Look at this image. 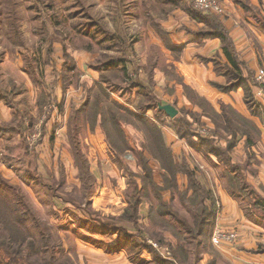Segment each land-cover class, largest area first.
<instances>
[{
    "label": "rangeland",
    "instance_id": "1",
    "mask_svg": "<svg viewBox=\"0 0 264 264\" xmlns=\"http://www.w3.org/2000/svg\"><path fill=\"white\" fill-rule=\"evenodd\" d=\"M194 1L0 0V79L3 80L0 84V121L14 124L16 108L32 117L30 122L25 123V135L26 138L30 137L29 148H36L39 153L41 172L38 179L28 184L24 182L17 172L21 168L22 159L7 160L4 157V151L9 143L15 142L14 138L0 136V176L3 178L2 184L8 183V187L3 185V188L11 199L10 202L0 200V214L7 215L8 218L9 214L12 217L17 213L25 214L26 226L31 233L23 235L22 227L14 230L9 224L7 229L1 228L0 264H157L153 254L146 251L143 243L151 245L161 252L164 259L171 261L174 260V254L172 255L169 247L175 248L181 259L179 264H207L205 260L210 257L217 264H229L217 255L219 246L213 245L210 234L207 237L201 236L198 239L201 243L197 245L183 231L176 235L173 229L163 230L155 223L156 219L150 215L147 217L144 209L139 222L141 231L132 229L130 223L123 224L127 227V233L117 235L104 230L99 223L121 225V222L115 221L129 205L126 196L131 191L127 190L126 184L130 177L125 173L126 164L132 167L130 169L136 175L143 173V166L138 157H135L137 160L127 157L128 153L131 154L130 151H126L123 159L119 160L110 145L105 143L107 139L99 125L95 126L96 129L89 127L88 131L85 128L79 136L81 153L88 161L92 174L90 180L95 184V187H88L79 169L73 164V146L68 143L64 130H61L66 127L65 122L61 124L65 120V111L68 113L84 104L88 97L87 87L96 84L109 91L119 104L135 113L142 112L151 120L155 117L156 108L146 111L147 107L143 105L149 106L151 99L153 105L158 106L168 102L165 98L170 100L172 104L169 105L176 106L178 115L174 119L167 117L166 122L177 118L187 121L195 134L214 138L215 146L226 150L230 139L222 130L225 121L214 116L224 115L227 112L226 105L220 104L216 109L197 91H193L194 95L189 93L197 105L190 102L184 91V86L187 85L183 77L177 73L173 64L167 65L161 52V47L174 51L172 53L177 58L183 45L185 48L192 36L200 41L208 40L199 38L196 34L204 28L202 23H198L197 30L192 25H187V19L191 17L185 10H196ZM220 1L225 14L228 12L226 1L235 3L233 0ZM225 14L205 13L204 17L219 18L225 23ZM74 25H81V33L74 29ZM158 26L168 32L166 39L158 31ZM173 33L178 34L176 43L179 47L173 43ZM182 41L184 43L180 44ZM171 46L173 48H169ZM178 49L180 50L177 51ZM121 57H126L131 62L126 66L128 75H125L122 65L114 69L106 67L104 70L107 71H102V67L109 64L110 60ZM201 60L204 63L208 61L206 58ZM155 69L156 75L161 70L169 83L182 85L183 92L175 90L176 85L154 91L152 83L155 82ZM252 71L251 77L243 70L246 77L242 86L243 99L249 114L263 121L264 108L258 103V99L264 96V86L257 82L255 71ZM149 72L153 73L152 81L149 79ZM223 79L227 81L225 77ZM137 81L142 84L143 89L133 85ZM219 85H224V82ZM1 86H4L2 91ZM214 89L225 92L217 87ZM254 89L257 90L255 93ZM260 91L262 95H259ZM47 94L56 101L49 105ZM183 98L191 103L194 111L181 104ZM97 101L102 105L105 98H94L90 104L91 117L97 112ZM56 102L63 104L64 113L56 106ZM14 105L15 108L11 109ZM54 107L57 109L56 117L52 119V113L42 136L41 120L46 116L45 111L50 114L49 110ZM139 107L141 110H138ZM187 112H191L189 119ZM236 113L243 119L236 117L234 124H238L240 131L255 136L257 130L252 126L255 123L238 111ZM130 122L135 123L132 120ZM215 122L220 127L219 135L222 137L213 136L216 132ZM57 123L59 127L55 129L54 125ZM134 125L140 128L138 124ZM124 132L131 144L137 143L136 147L141 145L144 136L141 132L131 126L124 127ZM222 141L226 144L223 145ZM254 141L252 139L253 143ZM128 148L132 149V146L128 145ZM233 151L230 150L228 155L231 158ZM202 152V155L195 157L196 162L204 172L214 170V176L210 173L211 178L208 173H204L209 178L204 184L213 192L211 179H219L223 187L227 183L224 176L228 175L230 166L221 163L216 157V160L210 159L206 150ZM204 158L208 160L207 166L202 162ZM137 162L141 164L139 168L135 164ZM156 179L161 182L158 173ZM243 192L242 196L248 198L236 197L237 208L244 213L246 210L247 217L257 221L259 213L254 209L257 197L254 194L252 196L248 188ZM167 197L168 195L165 196ZM55 199L57 201L54 202ZM19 202L22 204L19 205ZM217 202L221 206V202ZM153 204L158 205V201L154 199ZM8 206H12L9 207V214ZM172 206L195 228L193 215L177 197ZM210 220L212 221L211 218ZM90 224L99 226L104 231L101 232L100 228L90 230ZM170 224L172 226L176 223ZM219 226L226 230L222 225ZM177 227L179 231L181 227ZM235 232L239 239L238 232Z\"/></svg>",
    "mask_w": 264,
    "mask_h": 264
},
{
    "label": "trees",
    "instance_id": "2",
    "mask_svg": "<svg viewBox=\"0 0 264 264\" xmlns=\"http://www.w3.org/2000/svg\"><path fill=\"white\" fill-rule=\"evenodd\" d=\"M233 1L241 5L246 11L248 9L250 11V8L246 2L242 0ZM185 11L188 13L189 17H191L192 21L196 23H202L204 25V28L201 29L200 32L196 33L199 38L219 39L223 44V53L228 60V64L226 65L222 63H216L215 68L217 76L225 77L227 81L224 85H219L218 83H213V85L217 88H220L222 91H225V93L234 91V89L237 87H242L246 82V77L243 75V70H246L251 77L253 76V73L238 59V53L235 50V46L230 37V32L225 27L224 22H222L219 18L204 17L205 13L198 12L196 10L186 9ZM74 29H76L78 33H81V25H74ZM158 31L164 37V39H166L165 36L168 37V32L163 28L158 26ZM169 48H173V46ZM179 50L180 49L177 51ZM129 61L130 60H128L126 57L112 59L108 62L109 64H106L102 67V71H107L104 70L107 68L114 69L122 65L124 67L123 69L125 70V75H128L126 72V66L131 63ZM168 74L170 75V73ZM148 76L150 81H152L153 73L149 72ZM2 83L3 80L0 79V84ZM152 84L154 85V82ZM133 85H137V87L143 89L142 84H140L138 81ZM3 89L4 86L3 88L1 86V91ZM184 91L189 98V101L197 105L195 99L189 96V93L194 95L195 92H193V90L188 86H184ZM86 93L88 94L86 99L87 101L71 112L67 123L66 132L69 144H72L73 146L71 151L75 158L74 164L84 177V182H87L85 185L92 187V180H90L91 174L88 161L81 153L79 136L87 127L96 128V125L101 127L105 133L107 139L106 141L110 145L112 152L119 160L123 159L126 151H130L131 154L128 153L127 157H132L134 154L136 158L138 157L140 163L143 166V173L139 175H136L128 166H125V173L130 177L127 183V190L131 192L129 194L127 193L126 196L129 204L128 207L126 208L123 215L115 221L121 222V225L100 222L99 224L101 227L108 232L119 235V233L128 232L127 227H125L123 224L130 223L132 229L134 228L135 230L141 231L139 227V222L141 221L142 217L141 213L143 212L142 210L145 204H149V207L146 209L147 217L150 215L152 218L156 219L155 223L163 230L173 229L176 235H178L180 231H183L191 236V238L197 242V245L201 243V241L198 240L201 238V236L207 237L209 234L211 236L210 232L212 231L214 216L219 210L217 199L215 198L214 193L209 190L207 186L200 180L197 173H202L203 170L200 166L198 167L196 160L193 159L192 156L189 158L186 157V155H183L182 158L175 156L172 148L166 143L162 133V127L171 128L173 131H175L178 137L181 140H184L194 151H201V153H203L202 151L206 150L208 157L211 158V156H214L218 158L221 163H226L229 165L230 169L228 170V175L225 177L230 182L231 191L235 194L236 192L241 194L242 191H238L237 189V186H241L238 176V171L241 169V166L234 165L228 155L230 150H232L238 144L239 139H245L246 148L252 146V139H256L257 135L259 134V129L252 125L257 130L255 136H250V134H247L242 130L240 131L238 124H234L235 118L240 116L235 110L225 106L227 112H225L224 115L216 114L214 116L221 118L222 120L224 119L225 126L222 128V130L226 135L231 137L230 141L228 140L229 143L227 145L226 152V150H221L219 147L215 146L214 138L201 137L200 135L195 134V131H191V124H189L187 121L177 118L172 120V122H166V118L168 117L167 114L165 111L160 110V105H153V99H151L149 106L143 105V107H147L146 111H150L154 107L156 108L155 117L153 120H151L146 114L143 115L142 112L139 114L135 113L127 107L119 104L112 98V94H110L109 91H105L102 86L94 84L91 87H87ZM102 96L105 98V102L101 105V102L97 101V112H95L93 117H91L90 104H92V101L95 97L98 99ZM46 97L49 99V105L52 103V101H56L55 99L52 100L49 94H47ZM15 106L16 105L10 108L13 109ZM56 106L59 108L61 107L57 102ZM161 106H165V104L161 103ZM173 107L176 106L173 105ZM54 109L56 108L54 107ZM138 110H141V107H139ZM213 111L214 110L212 109V112ZM45 113L46 120L42 126V136L44 135L47 121L50 120V114L47 111H45ZM187 113V119H189L191 112ZM14 116V124L0 125V136H11L15 141L9 143L4 157L7 160L22 159L21 168H18L17 172L19 173V177L28 184L31 181L38 179L40 175L38 173L37 164L38 151H36V148H29L31 145L29 144L25 135L27 129L25 123L30 122L32 117L28 113L22 112L18 108H16ZM130 120L138 124L140 128L135 126V123L132 124ZM262 123L264 125V118ZM127 126L135 128L138 132H141L144 135L143 140L140 143L141 145L138 146L139 148L136 147V145H138L137 143L131 144V141L126 136L124 127L126 128ZM219 128L220 127L216 123V132L213 134V136H221L219 135ZM15 137H19V139L17 140ZM128 145H131L132 149H129ZM25 159H28V161H24ZM152 161L155 162L160 168L162 173L161 182H157L155 180L154 170L150 165V162ZM179 178H183L185 180L183 186L180 185ZM138 180H140V182H138ZM2 183H4L3 178L0 176V200L5 199L6 201L10 202L11 199H9L7 196V191L3 188V185L8 187V183ZM163 193H170L171 200L169 199V201H166L163 198ZM176 195L179 197L182 204H184L188 211L193 215L194 226L196 228L195 231V228L189 224L188 220L181 216L180 213L173 208L172 199ZM154 199L158 201V205L153 204ZM55 201L57 200L55 199L54 202ZM18 204L21 205L22 203L19 202ZM9 207L12 206H8V214L9 210L11 211ZM262 212H264V209ZM170 222L176 223V226L174 224L171 226ZM8 224L12 226L14 230H17V227H22L23 235H29L30 233L28 227L26 226L27 219L25 214L17 213L14 217L9 214V218L7 215L0 214V229H7ZM177 226L181 227L179 231H177V228H179ZM89 227L90 230H96L97 228H100L101 232L104 231L99 226H93L90 224ZM142 245L145 246L147 252L153 254L157 264H179L181 262L178 251L175 248L169 247L172 255L174 254V260L171 261L164 259L161 256V252L154 249L151 245L146 243H143Z\"/></svg>",
    "mask_w": 264,
    "mask_h": 264
},
{
    "label": "crops",
    "instance_id": "3",
    "mask_svg": "<svg viewBox=\"0 0 264 264\" xmlns=\"http://www.w3.org/2000/svg\"><path fill=\"white\" fill-rule=\"evenodd\" d=\"M242 1L246 2L248 7L250 8V11L249 9L246 11L244 8H242L241 5H238L237 3L226 1L228 5L227 6L228 12H226L225 14L224 25L230 32V37L235 46V50L238 53L239 56L238 59L240 60V62L242 63L245 62L244 64L247 66V68L250 71L254 70L255 74H257L256 71L258 69H264V0H242ZM187 25L188 26L192 25L193 29L195 30L199 28L198 23L196 25V23L192 21L190 18L187 19ZM177 35L178 34L173 33L171 36L174 39L173 43L176 44L177 47H179L177 45L178 43H176L177 40L179 39L176 38ZM189 41H190L189 44H187L185 48L183 45L182 47L183 50L181 51V53L177 58H175V55H173L172 53L174 51L171 52L161 47V52L164 54L165 57L164 59L167 65L173 64L178 71L177 73H179L183 77L184 83L188 87H190L193 91H197L201 95L205 96L206 97L205 99L209 101L210 104L213 105V107L218 109V107H220V104L229 106L234 110L238 111L243 117L252 120L255 123V126L259 129V134L257 135L252 146L246 148L245 139H239L238 144L232 149L234 150L232 153V158L230 157L231 162L234 165H240L242 169L241 172L238 173L239 175L237 174L239 176L240 185H241L239 187L237 186V189L238 191L242 190L241 192L244 193L243 192L244 189L248 188L252 192L251 195L253 196L254 194L257 197V201L254 204V209L257 210L256 211L257 214L259 213L258 214L259 218L257 221L250 220L247 217L246 210L244 213L243 211L237 208L238 203L235 199L236 197L241 198L242 194H239L237 192L235 194L231 191L230 182L225 176L224 177L227 183L223 184L224 188L221 186L219 179L217 178L216 179L214 178L213 180L211 179V187H213L214 196L219 202H221V206H219V210L216 214L217 218L216 215L214 216L210 240L212 238V234L216 226L220 227L219 225H222L226 230L237 231L239 235V239L237 243L234 246L223 245L217 247L218 249L217 255L224 258L226 261H228L229 264H264V253H263L264 212H262V210L264 209V126L261 123L262 120L259 117H254L251 116V114H249L248 107L246 106L243 99L242 87L235 88L234 90H236L237 92L232 91L231 93H226V94H224L225 92L222 93L221 91L214 89L216 87L213 85V83H218V84H221V82L222 83L224 82V84L226 83L223 77L217 76L216 68H215L216 63H222L226 65L228 64V60L223 53V44L221 40L208 39V40L200 41L195 39L194 36H192ZM179 43L183 44L184 41ZM202 58H206V60H208L207 63L202 62L201 60ZM160 71H158L159 73H157V75H156L157 72L156 69L154 71V81H155L153 85L154 91L159 90V88H165V87L173 88L174 85H176L175 90H177L178 92L181 91V93L183 92L181 84H180L181 86H179L174 83H169L165 74L162 71L161 72ZM255 91L257 90L254 89L253 93H255ZM165 100L168 101V102H163L165 106L172 104L170 100H167L166 98ZM258 103L264 108V96L258 99ZM58 104L61 106L60 111L64 113L63 104L61 102H59ZM181 104L185 105L188 109L193 110L191 103L187 100L184 101V98L181 99ZM78 107L80 106H77L76 108ZM74 109L70 110V112L68 113H66L65 111V114L63 115V118L65 120L61 122V124L65 122L66 127H64V129L61 130L62 131L64 130L63 132L65 135H67L66 134L67 123L70 114ZM55 110L57 109L53 108L49 110L50 118L53 113L52 119L53 117L54 118L56 117ZM45 120H46V116H44L43 119L41 120V131ZM5 123L6 122L0 121V125H7ZM54 127L55 129L56 127L58 128L59 124L58 123L55 124ZM85 130L88 131L89 130L88 127ZM162 133L164 135L166 143L172 148L173 153L175 154L176 157L182 158L183 155H186V157L189 158L192 156V158L196 160L195 157H197V155H202V153L196 152L193 149H191L187 145V143L184 140H181L178 137V135L175 133V131H173L171 128L162 127ZM227 137L231 139L230 136ZM27 139L29 141L30 137H27ZM105 143L109 145L107 141ZM222 144L225 145L226 142L222 141ZM6 150L4 151V153L6 152ZM132 157L135 158V155L133 154ZM210 159L216 160L215 157L213 156H211ZM207 161H208L207 158H204V161L202 162L207 166ZM37 164H38V172L39 174H41L39 153H38ZM135 164L138 166V168L140 167L138 162ZM126 165L132 169V167L129 164ZM150 165L153 167L155 180L157 181L156 174L158 173L160 177L162 174L160 168L153 161L150 162ZM210 170L209 172L206 170V172L203 171L202 173H197L203 184L205 180L206 181L209 180L208 176L207 177L204 176V173H208L209 176L210 173H212V176H214L213 174L214 170L212 169L213 172ZM90 174H91V169H90ZM203 176L205 177L204 179L202 178ZM179 179H180V185L183 186L185 180L183 178H179ZM92 187H95V184H93V182H92ZM126 188H127V184H126ZM164 194L165 193H163L162 195L166 201H169V199L171 200L170 193L168 194L166 193V195ZM167 195L168 197L165 198V196ZM175 197L179 199L177 195ZM175 197L172 199V202L175 199ZM245 197L242 196L243 199ZM148 207H146L145 204L143 209L146 211ZM249 209H251V206ZM205 262L207 264H217V262L212 257L207 258ZM126 264L129 263L127 262Z\"/></svg>",
    "mask_w": 264,
    "mask_h": 264
},
{
    "label": "built area",
    "instance_id": "4",
    "mask_svg": "<svg viewBox=\"0 0 264 264\" xmlns=\"http://www.w3.org/2000/svg\"><path fill=\"white\" fill-rule=\"evenodd\" d=\"M220 2V0H195L194 7L199 12L224 15L225 9ZM256 80L260 85L264 86V69L258 70ZM259 95H262V91L259 92ZM211 241L214 246H232L237 243L238 236L235 231H226L216 226Z\"/></svg>",
    "mask_w": 264,
    "mask_h": 264
},
{
    "label": "water",
    "instance_id": "5",
    "mask_svg": "<svg viewBox=\"0 0 264 264\" xmlns=\"http://www.w3.org/2000/svg\"><path fill=\"white\" fill-rule=\"evenodd\" d=\"M159 108L160 110L165 111L167 116L170 117L171 119H174L178 115V111L176 110V108L171 105H166V106L160 105Z\"/></svg>",
    "mask_w": 264,
    "mask_h": 264
}]
</instances>
